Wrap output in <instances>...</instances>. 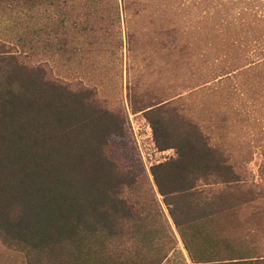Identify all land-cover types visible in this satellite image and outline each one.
<instances>
[{
    "label": "trees",
    "instance_id": "trees-1",
    "mask_svg": "<svg viewBox=\"0 0 264 264\" xmlns=\"http://www.w3.org/2000/svg\"><path fill=\"white\" fill-rule=\"evenodd\" d=\"M21 1L24 14L46 12L79 49L104 50L101 39L112 31L121 38L124 22L129 56L163 51L164 65L188 64L193 58L194 45L185 38L190 31L179 22L186 0ZM206 1L218 14L228 4L237 9L234 20L220 19L222 31L245 34L246 46L264 47V0ZM36 22L43 24L41 18ZM189 52L191 59L185 60ZM141 62L149 67L155 58L147 55ZM246 67L264 73V58ZM232 73H218L210 81L219 84ZM176 96L137 111L150 115L160 147L176 150L175 156L153 165L151 173L191 262L264 264V244L250 239L257 229L233 241L226 227L233 213L264 204V184H248L230 161L231 152L225 154L196 122L170 106ZM162 114L174 115L173 127ZM121 123L91 94L69 92L44 65L27 67L14 54L0 53V240L29 264H164L171 255L182 254L167 218L162 229L146 238L141 227L147 217H133L127 192L136 173L106 152L109 135L122 134ZM158 210L151 225L163 221ZM160 239L166 243L161 258L145 260L144 244L150 241L154 247Z\"/></svg>",
    "mask_w": 264,
    "mask_h": 264
},
{
    "label": "rangeland",
    "instance_id": "rangeland-1",
    "mask_svg": "<svg viewBox=\"0 0 264 264\" xmlns=\"http://www.w3.org/2000/svg\"><path fill=\"white\" fill-rule=\"evenodd\" d=\"M227 1L230 0H224L222 5ZM21 3V0H0V53L14 54L18 62L27 67L44 65L53 78L67 84L69 92L91 94L97 105L120 119L122 134L109 135L106 152L120 166L136 173V183L127 192L133 217L138 213L147 217L145 227H141L147 231L146 238L162 229V222L167 218L177 238V249L182 254L171 255L164 264H193L151 173L153 165L175 156L176 150L160 147L150 115L146 110H137L180 95L170 106L196 122L210 142L218 144L225 154L231 152L230 161L236 163L248 184L263 185L264 73L257 69L249 71L246 67L263 62L264 54L260 52L263 45L258 48L246 46L245 34L238 37L222 31L221 18L235 19L237 9L233 10L229 4L218 14L209 1L186 0L180 7L179 22L190 31L185 38L194 45L190 49L193 58L189 52L184 58L191 59V63L164 65L163 51L152 54H141L140 51L137 56H129L124 22L121 38L112 31L113 34L101 39L106 44L104 50L86 45L79 49L78 42L66 37L52 19L43 15L46 12L31 11L26 15L20 9ZM37 18H41L43 24L36 22ZM147 55L155 58V63L149 67L141 62ZM130 58L136 59L134 63H130ZM227 71L233 73L221 83L210 81L218 73ZM162 116L167 125L174 126V115ZM131 118L137 130L140 125L139 131L143 135L139 138L140 145ZM148 126L152 129V137L146 129ZM156 210L163 214V221L151 225ZM132 224L137 225V222L134 220ZM226 227L230 229L233 241H242L248 230L257 229L250 239L264 244V204L233 213L227 219ZM158 243L154 247L150 241L144 244L143 252L148 251L145 260L161 258L166 243L163 239ZM127 247L132 251L136 249L132 243ZM0 264L29 263L16 249L0 240ZM33 264L54 263L43 260Z\"/></svg>",
    "mask_w": 264,
    "mask_h": 264
},
{
    "label": "built area",
    "instance_id": "built-area-1",
    "mask_svg": "<svg viewBox=\"0 0 264 264\" xmlns=\"http://www.w3.org/2000/svg\"><path fill=\"white\" fill-rule=\"evenodd\" d=\"M131 123H132V126H133V129H134V135L136 136V139L138 140V144L140 145L141 144V142L139 141V138L141 137H143V135H141V133H140V125H138L137 127H138V129L139 130H137L136 129V125H135V122H134V120H133V118H131ZM147 131L151 134V137H152V129H151V127L150 126H148L147 128ZM140 134V135H139ZM141 147V146H140Z\"/></svg>",
    "mask_w": 264,
    "mask_h": 264
}]
</instances>
